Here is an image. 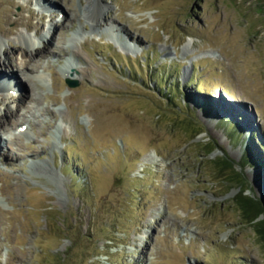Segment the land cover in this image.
<instances>
[{"label":"rangeland","instance_id":"obj_1","mask_svg":"<svg viewBox=\"0 0 264 264\" xmlns=\"http://www.w3.org/2000/svg\"><path fill=\"white\" fill-rule=\"evenodd\" d=\"M55 22L23 85L0 76V264H264L213 161L264 201V0H0L19 61Z\"/></svg>","mask_w":264,"mask_h":264},{"label":"bare ground","instance_id":"obj_2","mask_svg":"<svg viewBox=\"0 0 264 264\" xmlns=\"http://www.w3.org/2000/svg\"><path fill=\"white\" fill-rule=\"evenodd\" d=\"M41 3H43V2L41 1ZM44 6H47L48 9H50V10L53 11L54 10L53 8H54L55 5H51V4L45 3ZM10 14H11V11H8V12L4 13V17L3 18H5L8 21L10 20L9 22H11V20H13L16 25L23 23V18L20 17L21 15L19 17L13 19L12 18L13 16H11ZM66 16L68 17V14H65V19H66ZM56 23L57 22H55V24H52L51 23L50 30H48L49 33H42L43 25H42V23L40 24V26H41V32L39 33V32L36 31V33L37 34H40L39 37L41 38L43 45L42 44L39 45V43H37L36 41H32L31 42V45H30L32 48H31L30 51H28L27 49H23L22 47H17L20 50V53L22 55V59L20 61L14 58V52H11L10 50L4 49L3 45L0 43V53H3V56H4V59H3V63L2 64L3 65H6L7 68H9V70L7 71L8 73L7 72L0 71V76H1L2 79H4V82L5 83L10 82V83L13 84V86L18 85V84L23 85L22 84V77H21L20 74L22 72L27 73L30 68L33 69L34 67H38L39 61L40 60L42 61V59H41L42 58V54L47 49L46 48V42L50 41V39H52V38L54 39V35L56 33V30L55 29L57 27V24ZM27 27L30 28L31 27V24H28ZM34 27L35 26L33 25L32 28H34ZM35 29H37V27H35ZM15 31H16V28L15 27L14 28H10L9 27V29H6V30H1L0 29V32H2L3 34H10V33H13ZM192 42H193V40H192V38H190L189 44H191ZM60 51H61L60 48L59 49H56L55 48V49H52L51 52L52 53H59ZM68 52L71 53L73 55V57L77 58L73 54V50H70L69 51V49H68ZM53 56H55V55H53ZM57 56H59V55H57ZM46 57H48V56H46ZM77 60H78V58H77ZM69 67L76 69V67H75V65L73 63H70L69 64ZM13 69H15V70H13ZM68 71H69V69H66V72H68ZM12 75H13V78L11 77ZM3 87H4V83L1 82V80H0V88H3ZM5 89H6V86H5ZM31 98L33 99V96L32 95H31ZM9 113L11 115H16L17 112L15 110L14 111L10 110ZM7 121H6L5 118H2V116H0V130L4 127V125L7 123ZM0 139L3 140L2 137ZM18 139H19L18 136H14L12 139L9 138L8 140L9 141H12V140L13 141H17ZM0 155H3L2 152H0ZM6 156H8V154H6Z\"/></svg>","mask_w":264,"mask_h":264},{"label":"trees","instance_id":"obj_3","mask_svg":"<svg viewBox=\"0 0 264 264\" xmlns=\"http://www.w3.org/2000/svg\"><path fill=\"white\" fill-rule=\"evenodd\" d=\"M209 104H207L208 108ZM196 134V133H195ZM194 134V135H195ZM203 149H207V152L210 153L217 146L214 142H206L201 146ZM245 160L243 163H253L262 167V159H260L259 155L253 151H249L248 154L245 155ZM214 161V168L216 172L219 174L225 175L227 178L225 179L229 184H237L241 187L239 194L236 196V202L240 206L242 214L246 220L249 222H253L257 217V214L264 209V201L262 199H254L252 197H248L243 193L244 186H246L245 179H240L242 176L241 172L236 168V162L231 159L229 156H219ZM257 231L260 232L261 236L264 239V224L262 225L261 221L255 222Z\"/></svg>","mask_w":264,"mask_h":264},{"label":"water","instance_id":"obj_4","mask_svg":"<svg viewBox=\"0 0 264 264\" xmlns=\"http://www.w3.org/2000/svg\"><path fill=\"white\" fill-rule=\"evenodd\" d=\"M67 82L69 83L70 86H77V85H78V81L73 80V79L68 78V77H67ZM215 149H216V148H215ZM215 149H214V150H215ZM222 156H223V155H222ZM235 166H236V168L241 172V174H242V179H243V177H244V179H245L246 186H244V191H243V193H244L245 195H247L248 197H252V198H254V199H257L254 195H252V194H247V193H246V191L249 189L248 186H247L248 184H247L246 176L244 175V173L242 172V170L239 169V168L237 167V164H236ZM239 187H240V186H239ZM240 189H241V187H240ZM239 191H240V190H239ZM256 221H261V222H262V225L264 224V209L261 210V212H259V213L257 214V217L255 218L254 222H256Z\"/></svg>","mask_w":264,"mask_h":264}]
</instances>
